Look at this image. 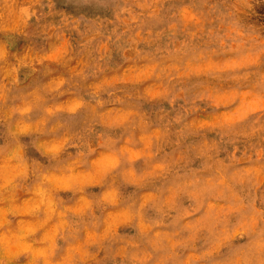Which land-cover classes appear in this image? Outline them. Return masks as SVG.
Wrapping results in <instances>:
<instances>
[{
	"label": "rangeland",
	"instance_id": "rangeland-1",
	"mask_svg": "<svg viewBox=\"0 0 264 264\" xmlns=\"http://www.w3.org/2000/svg\"><path fill=\"white\" fill-rule=\"evenodd\" d=\"M0 264H264V0H0Z\"/></svg>",
	"mask_w": 264,
	"mask_h": 264
}]
</instances>
